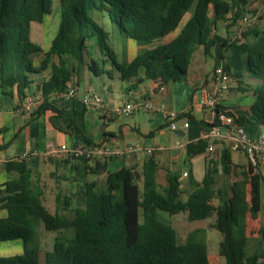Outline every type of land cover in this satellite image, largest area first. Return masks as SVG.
Instances as JSON below:
<instances>
[{
  "label": "trees",
  "instance_id": "trees-1",
  "mask_svg": "<svg viewBox=\"0 0 264 264\" xmlns=\"http://www.w3.org/2000/svg\"><path fill=\"white\" fill-rule=\"evenodd\" d=\"M253 1L58 0V27L48 49L43 50L30 38V23L42 22L52 12L54 0H0L1 93L16 92L22 105L30 96L27 92L32 76L55 58L48 79L41 85L42 98L40 102L35 99L30 111V119H35L46 109L62 111L54 106L51 95L65 89L80 65L95 76L115 69L121 80L137 77V83L152 79L163 85L184 79L197 47L207 54L215 45L225 49L234 46L239 49L242 68L231 72L228 65L224 67L231 78L249 81L254 100L249 116L225 112L239 124L264 126V26L246 27L234 39L227 37L220 42V36L214 32L218 20L226 21L227 33L235 32ZM191 7L192 12L179 32L163 41ZM93 9L106 12L122 37L141 46L130 61L117 60L108 42L109 33L90 16ZM231 27L234 30H229ZM96 46L102 68L92 56ZM36 54H42L38 66L33 65L31 58ZM107 64L110 69H106ZM219 108L216 106L215 112ZM83 111L73 114L69 127L75 126L74 116ZM183 116H189V112ZM154 132L151 130L146 136ZM206 147L207 141L199 138L188 142L185 149L187 154L194 155L204 152ZM4 166L17 176L0 185L4 194L0 209L7 212L0 217V242L19 239L22 252L0 257V264H38L40 249L34 236L40 221L46 230L58 231L51 250L44 253L45 264H210L207 227L193 228L179 241L175 228L158 219V211L169 215L182 213L189 221L212 215L214 221L210 226L220 233L219 254L225 264H264V246L247 252L246 220L248 216L256 218L261 209L259 182L242 170L241 178L232 181L228 188L218 184L219 171L222 175L231 172L228 149L220 150L219 166L212 158L207 160L200 181L187 171L188 190L184 198L178 170H167L164 186L157 183L159 164L152 153L144 158L140 171L123 165L108 172L102 186L87 182L83 207L70 208V198L66 197L63 213H51L42 204V189L34 182L33 170L25 160L10 158ZM98 168L100 163L96 161L89 170L94 172ZM262 184L264 187V181ZM258 233L264 239V223Z\"/></svg>",
  "mask_w": 264,
  "mask_h": 264
},
{
  "label": "crops",
  "instance_id": "crops-1",
  "mask_svg": "<svg viewBox=\"0 0 264 264\" xmlns=\"http://www.w3.org/2000/svg\"><path fill=\"white\" fill-rule=\"evenodd\" d=\"M55 30L54 34L56 33ZM229 30H234V27ZM45 32L48 35L50 28L49 25L44 24V19L42 22L32 21L30 23V38L33 42L39 44L43 50H47L49 47V44L45 46L47 37ZM215 33L217 34V32ZM174 35L175 33H171L163 41L170 40ZM219 36L218 42L229 37L230 34L224 28V34ZM131 42L134 43L133 40ZM139 47L141 46L138 45L137 48L126 46L127 61L135 56ZM201 53H203L201 47H197L192 53L191 56L194 57L189 60L187 74L184 79L170 81L163 85H159L158 80L152 79H144L137 83V77L121 80L118 72H113L109 65L106 66V69H110L111 74H107L105 79V73L95 76L85 65H80L71 77V81L77 86L76 96L65 99L61 93L51 95L54 106L62 111L58 113L46 109L35 119H30V111L24 109L25 99L21 105L16 92L13 95H6L2 94L0 90V185L6 180L17 176L16 172L5 169V160L17 157L24 152H42L46 149L48 143L56 146L77 144L84 147L96 144L117 149H122L127 145H139L141 148H154L153 154L159 164L156 181L160 186H164L166 183L165 176L168 169L179 171L180 187L183 189L181 193L183 197H181L184 198L188 190V174L183 176V172L190 170L193 178L200 181L205 173L208 159L212 158L219 166V154L222 149L219 143H215L213 151L205 150L194 155L187 154L185 149L188 142H196L201 133L209 129L214 119L209 108H191V104L198 96L200 87L212 88L211 74L213 67L217 64L215 61L210 74H206L202 65ZM31 58L33 65L38 66L42 54L32 55ZM54 61L55 58H52L44 70L32 76L33 82L27 92V95H30L29 97L38 101L41 100V85L42 82L48 79ZM241 68L242 66L238 65L231 72ZM86 70L87 72H85ZM141 75L142 73H140ZM81 79H85L86 82L83 88L79 83ZM116 80L118 83H114ZM231 82L229 91L220 100V109L231 111L233 114L249 116V106L254 100L252 91L248 87L249 81L245 79L237 80L232 77ZM89 91H95L103 98L102 106H87L82 103V96ZM139 96L150 101L153 106L152 110H139L128 117L105 118L103 116L104 108L123 104ZM243 96L247 97L245 101ZM248 97H252V101ZM82 109H84L83 113H77L74 116L75 126L69 127V119L76 111ZM187 110L189 116H185V118L189 124L187 127H183L185 118L179 119L177 130H179L180 135L169 130L164 113L167 111L185 112ZM165 124V127L160 128ZM241 125L251 138L260 134L264 135V126L249 122ZM151 130L155 131L154 134L146 136ZM145 157L142 151H135L125 153L123 156L106 157L103 155L91 159L84 155L62 159L31 155L25 161L33 170L34 182L36 181L42 189V204L51 213L56 211L63 213L66 211L62 206L66 197L70 198L68 204L70 208L83 207L85 184L87 182L94 181L97 186H102L107 173L123 165L140 171ZM230 159L231 172L222 175L219 171L218 184L223 183L228 188L232 181L241 178L242 170L247 171L249 178H254L259 182L262 208L264 205V187L262 184L264 181V160H260L254 167L242 152L236 151H230ZM96 161L100 163V168L92 172L89 168L94 167ZM249 190L250 186L247 187L248 197ZM3 195V192H0V198ZM59 199L60 201L57 202ZM6 214L5 209H0V217H4ZM183 218H186L185 214H182V221ZM191 222L192 226L186 233L196 227H207L206 225L212 228L211 224L206 222V219ZM175 230L177 231V229ZM256 235L248 234L247 236Z\"/></svg>",
  "mask_w": 264,
  "mask_h": 264
},
{
  "label": "built area",
  "instance_id": "built-area-1",
  "mask_svg": "<svg viewBox=\"0 0 264 264\" xmlns=\"http://www.w3.org/2000/svg\"><path fill=\"white\" fill-rule=\"evenodd\" d=\"M248 16H243L238 26L236 27L235 37L239 36L242 28L248 24ZM212 88L202 86L198 89V96L191 104V108L204 109L209 108L214 116L211 126L208 130L201 133L200 138L207 141V151H213L215 143H219L222 148L229 151L242 152L247 160L256 165L260 160H264V135L260 134L254 138L249 137L241 124L235 122L234 117L227 114L224 110L218 109L215 112L216 106L219 105L223 95L229 91L230 82L232 78L230 73L225 69L223 63L216 64L213 68L212 74ZM65 99L74 98L77 94V86L71 80L67 82L65 89L61 92ZM82 103L87 106H102L103 98L95 91H89L82 96ZM36 101L32 97H27L24 101V109L31 111L35 106ZM153 106L148 99H143L141 96L130 99L123 104L115 105L110 108H104L103 116L105 118H111L115 116L128 117L134 112L139 110L150 111ZM185 112H189L188 110ZM183 112L167 111L164 113L165 122L167 127L171 131L178 129L179 119H184ZM189 124L185 118L183 121V127H187ZM153 147L141 148L139 145H127L122 149L110 148L102 145L91 144L86 147L82 145L66 146L61 144L56 146L52 143H48L46 149L42 152L27 153L24 152L17 156L19 160H26L31 155H41L48 158H68L84 155L88 159L95 156H123L125 153L142 151L145 156L153 153ZM187 172H183V176H186Z\"/></svg>",
  "mask_w": 264,
  "mask_h": 264
},
{
  "label": "rangeland",
  "instance_id": "rangeland-1",
  "mask_svg": "<svg viewBox=\"0 0 264 264\" xmlns=\"http://www.w3.org/2000/svg\"><path fill=\"white\" fill-rule=\"evenodd\" d=\"M249 10H250L249 13H247V16L249 18L248 24H246L242 28V30L245 29L246 27L264 26V0H254ZM191 12H192V7L189 8V10L185 13L179 25L173 31V34L174 33L177 34L179 32V30L182 28L187 18L190 16ZM90 16L93 18V20L97 24L102 26V28L109 33L108 42H109L110 47L114 51L117 60L121 61V59L123 60L127 59L126 46L127 47L130 46V48H133V47L137 48L138 46L137 43L131 42V40H129L128 38L122 37L118 33L117 28L109 20L106 12L93 9L91 10ZM58 17H59L58 0H54L52 12L48 16H45L44 18V24L49 25V28H50L49 34L47 33L48 35H46V32H45V35L47 36L45 39L46 40L45 46H48L49 44L48 42H50L51 39L53 38L52 36L55 35L54 30L55 28L57 30V27H58ZM225 23H226L225 20H218L216 22L215 32H217L218 35L224 34ZM54 25H55V28H54ZM229 34H230L229 37H232V39H234L233 38V36L235 37L234 32H231ZM201 55H202V65H203L204 72L208 75L210 74V71L215 61L217 62V64L223 63V64L228 65V67L230 68V71L235 70L236 66L238 65L242 66V60L239 56L240 55L239 49L234 46H229L225 49L221 46L216 47L215 45L210 48L207 54L201 53ZM92 56L94 59L97 60L98 67L102 68L103 65L100 62L101 54L97 46L94 48V52H92ZM191 57L193 58L194 56H191ZM85 72H87V70ZM113 72H116V70L114 69ZM104 77L106 79L107 73L104 74ZM79 83H80L81 88H83V86H85V83H86L85 79H81ZM114 83H118L117 80ZM231 83L232 82H230V84ZM246 98H247L246 96H243L244 101L246 100ZM251 98L252 97H248V99L250 100ZM181 196L183 197V195ZM157 217L160 221L166 224H169L175 229H177L179 241L183 239L186 231L189 230V228L192 226V222L189 221L187 218L185 219L183 218L184 220L182 221L181 219L182 213L169 215L168 213L164 211H158ZM213 221H214V216L212 215L206 218V222L209 224H212ZM183 223H184V226H183ZM246 223L248 226V234H249V231H252L251 235L257 234L256 236L249 237V240L247 243V252L250 253V252H253L254 250L262 249V247L264 246V239L262 235L258 233V229H259L258 227L264 223V205L261 208L260 213L257 214L256 218H251L250 216H248ZM206 226H207L206 243H207V252H208L209 262L210 264H225V260L223 256L219 254L220 233L215 228H210L209 225H206ZM57 234H58V231L46 230L41 221L36 226L34 242L39 245V249H40L39 257H38V264H45L44 253L46 250H51L54 237ZM21 252H22V245H21V240L19 239L0 242V257L14 256V255L20 254Z\"/></svg>",
  "mask_w": 264,
  "mask_h": 264
},
{
  "label": "water",
  "instance_id": "water-1",
  "mask_svg": "<svg viewBox=\"0 0 264 264\" xmlns=\"http://www.w3.org/2000/svg\"><path fill=\"white\" fill-rule=\"evenodd\" d=\"M175 133H177L178 135H180V134H179V130H175Z\"/></svg>",
  "mask_w": 264,
  "mask_h": 264
}]
</instances>
